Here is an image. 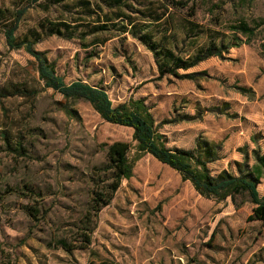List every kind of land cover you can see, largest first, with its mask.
Segmentation results:
<instances>
[{"label": "rangeland", "instance_id": "374dc122", "mask_svg": "<svg viewBox=\"0 0 264 264\" xmlns=\"http://www.w3.org/2000/svg\"><path fill=\"white\" fill-rule=\"evenodd\" d=\"M22 3L0 0V264H264V225L249 221L255 206L247 194L202 197L149 154L93 217L91 243L80 248L92 191L111 182L102 170L107 146L129 142L135 158L133 130L104 121L85 99L46 88L36 58L7 46L4 31ZM243 24L255 31L250 43L186 72L196 80L162 74L142 41L158 45L165 67L220 45ZM17 36L34 42L67 84L101 87L115 106L143 100L167 148L215 143L214 177L238 176L242 149L250 166L253 151L264 152V0H39ZM18 88L37 95L5 97ZM259 191L264 196V179Z\"/></svg>", "mask_w": 264, "mask_h": 264}, {"label": "trees", "instance_id": "16d2710c", "mask_svg": "<svg viewBox=\"0 0 264 264\" xmlns=\"http://www.w3.org/2000/svg\"><path fill=\"white\" fill-rule=\"evenodd\" d=\"M27 1L28 5L22 3L18 10H16L11 25L4 31L7 46L11 50H26L36 58L39 78L44 82L46 88H52L55 92L69 100L85 99L91 103L104 121L131 128L133 130V141L136 143L134 147L136 151L135 158L131 157L133 146L129 142H115L107 146L106 165L102 170L111 175V182L108 184L97 183L94 191H92L91 213L87 214L88 218L85 224V231L88 233H84L83 246L80 248L85 249L91 243L90 225L92 224L93 217L112 203L123 181L129 180L134 176L135 163L144 154L152 155L159 162L178 171L182 179L190 181L202 197L214 198V200L222 202L228 198L235 201L237 195L247 194L255 206L249 221H261L264 225V196L259 191L261 179H264V152H261L260 149H255L253 151L255 163L250 166L248 164L249 153L244 148L242 151L245 154V161L236 163L239 171L238 176L231 174L229 171H223L218 177H214L210 171L209 164L218 161L219 158L218 146L215 143H202L198 140V144L193 150L167 148L166 137L158 131L153 116L150 114L151 108L143 100H132L129 104L115 106L108 95L109 93L101 87L88 85L81 80L67 84L57 74L54 65L48 61L49 59L46 55L34 48V42L19 39L17 30L21 21L28 10L39 0ZM116 1L120 2L121 0ZM88 5L90 6V4ZM101 29L105 31L107 27L102 26ZM66 31L72 36L70 28H66ZM254 37L255 31L247 24L232 26L230 36L223 39L220 45L211 42L208 47H205L202 51H198L186 60L182 57H173V60L169 64L167 63L165 67L160 64L161 62L158 59L160 57L158 45L149 36L143 37L142 41L148 50L154 54L162 74L168 73L184 80H196L195 73L186 74V72L213 57L223 59L231 48H240L245 44H249ZM243 38H246V40ZM180 71H184L185 74H180ZM240 90L244 93H251L249 89L244 87L240 88ZM17 95L20 97H30L37 95V93L18 88L8 92L5 97ZM212 110L214 111L215 109ZM219 110L218 108L216 111ZM66 111L69 115L72 112L68 109ZM201 113H198V116L195 117H182L176 122L196 120L198 117L201 118ZM5 139L9 143L7 135H5ZM12 191L18 192L16 190ZM29 192H32L36 197L40 196L39 194H35L32 189ZM26 209L29 216L38 220V214L40 213L38 209L34 208V206H28ZM59 244L67 250L68 246L66 242L61 241Z\"/></svg>", "mask_w": 264, "mask_h": 264}]
</instances>
